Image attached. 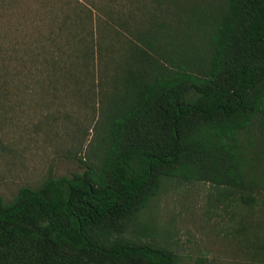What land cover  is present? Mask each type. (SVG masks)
<instances>
[{"label": "trees", "instance_id": "obj_1", "mask_svg": "<svg viewBox=\"0 0 264 264\" xmlns=\"http://www.w3.org/2000/svg\"><path fill=\"white\" fill-rule=\"evenodd\" d=\"M0 1L21 4L0 48V121L25 102L57 108L38 123L51 130L75 107L94 121L81 171L0 196V264H178L141 220L168 180L207 184L224 208L260 206L264 0ZM236 228L264 264V227Z\"/></svg>", "mask_w": 264, "mask_h": 264}, {"label": "rangeland", "instance_id": "obj_2", "mask_svg": "<svg viewBox=\"0 0 264 264\" xmlns=\"http://www.w3.org/2000/svg\"><path fill=\"white\" fill-rule=\"evenodd\" d=\"M23 1L26 8L37 7V0ZM18 9L21 4L17 2L8 11L0 5V48H8L16 37L15 28H20ZM32 15L33 12L28 17ZM25 104L7 114L5 122L0 121V196L5 203L19 188L35 187L49 173L59 177L81 171L76 158L86 160L90 154L93 114H89L87 122L84 119L89 110L75 107L70 112L74 124L51 130L38 123L57 108L53 106L48 111L44 106L28 107L25 111ZM216 196L215 189L207 184L168 180L143 211L141 220L153 226L156 242L179 256L178 264H197L198 260H202L201 264H253L233 236L241 219L264 227V195L251 214L235 205L224 208L215 201Z\"/></svg>", "mask_w": 264, "mask_h": 264}]
</instances>
